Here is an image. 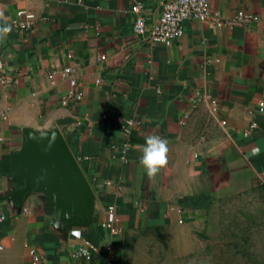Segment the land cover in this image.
Listing matches in <instances>:
<instances>
[{"label": "crops", "instance_id": "0c3cea01", "mask_svg": "<svg viewBox=\"0 0 264 264\" xmlns=\"http://www.w3.org/2000/svg\"><path fill=\"white\" fill-rule=\"evenodd\" d=\"M165 1L0 0V158L57 128L95 197L66 234L0 174V264H264V0H209L171 45L143 41L135 7L155 22Z\"/></svg>", "mask_w": 264, "mask_h": 264}, {"label": "water", "instance_id": "95a60500", "mask_svg": "<svg viewBox=\"0 0 264 264\" xmlns=\"http://www.w3.org/2000/svg\"><path fill=\"white\" fill-rule=\"evenodd\" d=\"M12 190L8 202L23 205L36 198L49 210L52 224L67 234L92 221L95 197L64 137L57 128H22L20 147L0 158Z\"/></svg>", "mask_w": 264, "mask_h": 264}, {"label": "built area", "instance_id": "2783aa9c", "mask_svg": "<svg viewBox=\"0 0 264 264\" xmlns=\"http://www.w3.org/2000/svg\"><path fill=\"white\" fill-rule=\"evenodd\" d=\"M141 5L135 7L134 12L136 14L133 23V30L138 34L143 41H147L150 44H163L171 45L175 40L179 39L184 33L183 21L185 20H206L210 17V1L209 0H167L163 3L162 9L158 15V19L155 22H148L143 15ZM25 14L26 19H32L33 14L30 12L22 11L19 14ZM250 16L238 13L231 21H223L219 18H215L217 25L240 23L241 21H247ZM25 25V23H20ZM3 68L2 61L0 60V70ZM69 71L68 68L59 70L66 74ZM57 71H51L48 77H52ZM1 81V78H0ZM70 95L73 101H79L81 94L75 91L77 81L70 77ZM67 98L61 99V104L68 103ZM260 111L264 109V99L261 101ZM4 118V116H2ZM127 124H132L131 120H126ZM77 124H80L78 121ZM254 128V124H250L244 131V135H248ZM113 206H109L108 210L113 212ZM6 218L4 214H0V222ZM103 226H107L112 232L116 231V228L110 223H103ZM97 245L88 244L80 245L74 252L73 256L84 257L90 259L92 253L97 250ZM107 249H110V245H107ZM30 260L27 264H39L40 256L36 250H29Z\"/></svg>", "mask_w": 264, "mask_h": 264}, {"label": "rangeland", "instance_id": "374dc122", "mask_svg": "<svg viewBox=\"0 0 264 264\" xmlns=\"http://www.w3.org/2000/svg\"><path fill=\"white\" fill-rule=\"evenodd\" d=\"M261 196H264V194L261 195ZM256 201H257L256 205H260L261 206V208L258 210L259 213L256 214V219L261 217V222L263 223L264 222V197H260V199H256ZM248 216L251 217V215H248ZM249 221H251V219Z\"/></svg>", "mask_w": 264, "mask_h": 264}]
</instances>
